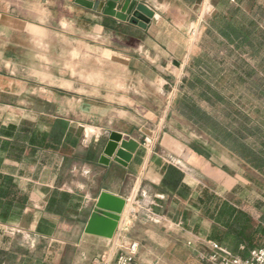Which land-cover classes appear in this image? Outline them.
Masks as SVG:
<instances>
[{"label": "crops", "instance_id": "0c3cea01", "mask_svg": "<svg viewBox=\"0 0 264 264\" xmlns=\"http://www.w3.org/2000/svg\"><path fill=\"white\" fill-rule=\"evenodd\" d=\"M133 1L159 20L145 29L131 17L118 21L104 14L110 0H0V175L26 195L0 213V264H68V252L73 264L114 260L139 212L181 238L192 260L206 262L208 242L242 260L264 246V178L221 147L257 177V193L207 166L208 180H197L172 162L180 152L164 132L169 114L189 124L174 111L189 60L212 32L207 18L234 0ZM188 10L190 23L174 14ZM111 132L139 143L127 167L99 164ZM167 167L181 174L184 193L162 186ZM201 190L215 206H198ZM102 192L126 201L112 239L84 233ZM221 204L246 215V229L218 215ZM236 231L243 234L233 244Z\"/></svg>", "mask_w": 264, "mask_h": 264}, {"label": "trees", "instance_id": "16d2710c", "mask_svg": "<svg viewBox=\"0 0 264 264\" xmlns=\"http://www.w3.org/2000/svg\"><path fill=\"white\" fill-rule=\"evenodd\" d=\"M206 22L212 32L200 52L189 60L174 111L264 178V5L261 0H234ZM181 179L179 172L167 167L161 184L173 190L180 187L179 192L184 193L187 189ZM25 198L13 180L0 175L2 215L16 211ZM196 201L206 209L215 206L217 198L201 190ZM218 215L227 217L237 228L242 225L246 229L249 224L246 215L225 204ZM242 234L233 232L232 243H239Z\"/></svg>", "mask_w": 264, "mask_h": 264}, {"label": "rangeland", "instance_id": "374dc122", "mask_svg": "<svg viewBox=\"0 0 264 264\" xmlns=\"http://www.w3.org/2000/svg\"><path fill=\"white\" fill-rule=\"evenodd\" d=\"M210 10V7H207L204 15L207 16ZM174 14L182 22L190 23L193 21L195 13L188 10L187 12H176ZM199 34L200 36H197L195 39L196 47L205 38L206 31L200 30ZM187 74L188 69L186 70L185 77ZM164 132L175 139L174 152H180L179 156L174 157L172 162L179 167L183 166L189 169L197 180H208L205 177L208 175L206 172L207 169L205 168L207 166L213 172L228 176L231 184L238 183L239 188H243L244 194H248L250 191L253 194L257 193L253 183V180H256L257 177L245 167L236 164L226 155L225 151L219 145L210 141L191 125L169 114L165 123ZM148 142L150 144L145 140V144L151 150L156 147V142L151 139ZM198 153L204 154L205 158ZM224 168L229 172L225 174ZM155 220L152 216L148 218L139 212V215H137V223L126 234L128 242L136 241L139 243V250L135 257L137 264H188L186 263L187 260L190 264L206 263L196 258L193 260L192 258H188V253L183 250L184 247L181 244V238L168 229L157 228L156 226H159V223H156ZM66 261L68 264L75 263V253L68 252ZM87 264H91L90 260L87 261Z\"/></svg>", "mask_w": 264, "mask_h": 264}, {"label": "water", "instance_id": "95a60500", "mask_svg": "<svg viewBox=\"0 0 264 264\" xmlns=\"http://www.w3.org/2000/svg\"><path fill=\"white\" fill-rule=\"evenodd\" d=\"M116 1L110 0L104 11L105 15L121 22H125L131 17L137 21V25L142 29H145L151 22L156 23L159 20L157 14L133 0H125L119 10H116ZM138 147L139 143L136 141L123 139L121 134L111 132L107 136L99 164L108 166L110 162H113L121 167H127ZM125 205L126 201L123 198L107 192L100 193L87 221L84 233L104 239H112Z\"/></svg>", "mask_w": 264, "mask_h": 264}, {"label": "built area", "instance_id": "2783aa9c", "mask_svg": "<svg viewBox=\"0 0 264 264\" xmlns=\"http://www.w3.org/2000/svg\"><path fill=\"white\" fill-rule=\"evenodd\" d=\"M150 144V142H147ZM158 223L157 220H155ZM192 242L187 246L191 247ZM209 253L202 254L201 259L209 264H264V246L253 250L246 260L233 256L221 249L214 243H206ZM139 250V243L136 241L124 242L118 247V253L114 260H109L105 255L93 260L92 264H132Z\"/></svg>", "mask_w": 264, "mask_h": 264}, {"label": "bare ground", "instance_id": "6f19581e", "mask_svg": "<svg viewBox=\"0 0 264 264\" xmlns=\"http://www.w3.org/2000/svg\"><path fill=\"white\" fill-rule=\"evenodd\" d=\"M90 132V130H88Z\"/></svg>", "mask_w": 264, "mask_h": 264}]
</instances>
